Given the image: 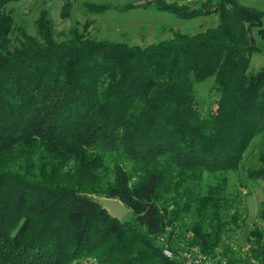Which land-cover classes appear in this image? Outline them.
I'll return each instance as SVG.
<instances>
[{
    "label": "trees",
    "instance_id": "trees-1",
    "mask_svg": "<svg viewBox=\"0 0 264 264\" xmlns=\"http://www.w3.org/2000/svg\"><path fill=\"white\" fill-rule=\"evenodd\" d=\"M19 1L0 0V264H180L159 238L172 227V242L188 217V247L222 248L235 264L227 241L246 220L226 174L264 138V67L248 74L262 52L254 29L264 46V11L239 0H151L179 19L217 15L219 24L146 47L78 32L57 43L43 13L37 36L23 31L12 47L7 8ZM210 78L220 97L203 117L196 86ZM261 161L249 179L264 182ZM104 199L131 215L113 217Z\"/></svg>",
    "mask_w": 264,
    "mask_h": 264
},
{
    "label": "rangeland",
    "instance_id": "rangeland-1",
    "mask_svg": "<svg viewBox=\"0 0 264 264\" xmlns=\"http://www.w3.org/2000/svg\"><path fill=\"white\" fill-rule=\"evenodd\" d=\"M148 1L151 0H21L7 8L13 20V31L9 36L10 46L18 45L23 31L37 36V21L43 13L48 14L57 43L70 41L74 32H78L86 38L98 41L146 47L172 39L177 33L193 36L219 24L217 15L182 20L171 13L157 10ZM239 1L243 5L264 11V0ZM87 6L92 9L94 6H102L105 10L97 14L88 10ZM258 32L259 29H254L253 34L262 52L253 55L248 74L257 73L264 67V46ZM196 97L203 117H209L216 111L220 94L215 78L198 84ZM262 157L264 138H258L245 155L239 171L226 174L230 198H238L237 207L246 220L245 227L227 241L235 253V264H264V246L262 249L257 247V238L254 235L256 231L261 232L264 244V182H256L248 177L250 169H258L263 165ZM209 180L206 177L204 184ZM128 211L127 217L131 215L129 209ZM191 222L189 217L179 222L174 239L170 242L177 253L183 247H188L187 240L192 236L189 230ZM172 230V227L167 229L168 239ZM222 250L219 248L213 254L217 264H230L229 259L223 257ZM253 250H257V253L253 254ZM86 261L84 259L80 262L86 264Z\"/></svg>",
    "mask_w": 264,
    "mask_h": 264
},
{
    "label": "built area",
    "instance_id": "built-area-1",
    "mask_svg": "<svg viewBox=\"0 0 264 264\" xmlns=\"http://www.w3.org/2000/svg\"><path fill=\"white\" fill-rule=\"evenodd\" d=\"M163 247V254L170 260H176L180 264H217L213 255H206L196 246L183 247L181 252H176L166 235L159 238ZM219 257V256H218ZM86 264H98L94 259H86Z\"/></svg>",
    "mask_w": 264,
    "mask_h": 264
},
{
    "label": "water",
    "instance_id": "water-1",
    "mask_svg": "<svg viewBox=\"0 0 264 264\" xmlns=\"http://www.w3.org/2000/svg\"><path fill=\"white\" fill-rule=\"evenodd\" d=\"M102 203L110 214L117 219L122 220L129 214L128 209L118 200L104 199Z\"/></svg>",
    "mask_w": 264,
    "mask_h": 264
}]
</instances>
